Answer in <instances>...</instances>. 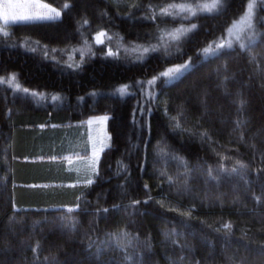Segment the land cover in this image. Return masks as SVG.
I'll use <instances>...</instances> for the list:
<instances>
[{"label": "trees", "instance_id": "obj_1", "mask_svg": "<svg viewBox=\"0 0 264 264\" xmlns=\"http://www.w3.org/2000/svg\"><path fill=\"white\" fill-rule=\"evenodd\" d=\"M42 1L61 17L0 20V264H264V0L212 13L206 0ZM247 13L253 36L220 47ZM193 24L178 44L157 39ZM99 115L92 184L21 160L59 157L85 140L69 128Z\"/></svg>", "mask_w": 264, "mask_h": 264}, {"label": "crops", "instance_id": "obj_2", "mask_svg": "<svg viewBox=\"0 0 264 264\" xmlns=\"http://www.w3.org/2000/svg\"><path fill=\"white\" fill-rule=\"evenodd\" d=\"M96 120L95 118L87 119L85 125H72L69 129L74 132H78L79 134L85 135V140L68 143L67 150L70 147V151L61 152L59 157H50L48 155H41L35 157L25 156L21 158L24 162H39V164H47L53 167L54 171L60 172L59 177H68L71 181L68 182L69 186H74L81 182L90 180L93 178L94 174L97 172L98 161L94 156V153H101V149H104V143H102V147L100 150L97 148V142H105L106 137L109 135H105L107 133V129L105 126L104 129L100 130V128L95 127L99 126L98 122H92ZM39 132H47V131H55L56 128L49 127H40ZM95 129V130H94ZM52 149L55 150V147ZM42 153V152H39ZM18 158V157H17ZM58 177V176H57ZM42 180V179H41ZM17 187L20 189H41L46 190L49 188V184L44 181H40V183H17ZM41 184V185H40ZM16 187V188H17ZM55 203V202H51Z\"/></svg>", "mask_w": 264, "mask_h": 264}, {"label": "snow or ice", "instance_id": "obj_3", "mask_svg": "<svg viewBox=\"0 0 264 264\" xmlns=\"http://www.w3.org/2000/svg\"><path fill=\"white\" fill-rule=\"evenodd\" d=\"M47 5H42L38 2V0H24V2H21V0H0V19L4 21L5 24L9 23L10 21L13 24H31V23H37V22H46V21H52L55 20L56 17H60L61 13L57 12L56 16H50L47 13H43L39 11L41 8H46ZM69 5H66L65 8H69ZM218 7V4L216 2L212 3H204L200 6L199 11L201 13H212L214 10H216ZM35 8L37 9L36 11H30V9ZM22 9V11H17ZM179 10L181 13H188L190 16L195 17L197 16V11L191 7H184L183 5L179 6ZM54 11V9H53ZM162 16H171V13H169L166 9H163L161 12ZM197 25L193 24L192 29L185 30L183 32L177 30V32L171 34V39L173 41H180L181 37L186 35L187 32L192 31L193 29H196ZM7 35V33H5ZM105 33L103 31L98 33L99 37H103ZM98 43H102V41L98 40ZM220 47H223L221 45ZM230 47V45H229ZM144 53H153V52H158L160 51L159 48L152 47V48H144ZM212 51V49L206 48L204 49L205 53H208ZM165 52L167 53V49H165ZM107 56H112L113 53L109 51ZM191 67L190 63H184L181 65H177L175 67H170L166 71H163L160 73V78H166L165 82L170 83L174 79H179L189 68ZM10 83V81H8ZM148 83L150 84H155L156 83V78H154L152 81H149ZM127 85L125 87L119 88L116 91H118L121 96H123L126 91H127ZM141 88H143V84L140 85ZM23 93H28L27 88H20L19 89ZM31 95H35V93H32ZM90 95H98V93H91ZM53 100L58 99V97L53 96ZM141 115H143L148 109H142ZM103 119H108V117H104ZM171 119V118H170ZM176 128H179V125H176ZM176 129H173L175 131ZM103 151V149H101ZM94 156L96 159H99V153H94ZM235 171V169H233ZM87 183L90 185L93 183L92 180H88ZM69 212H72L73 209L69 208ZM107 211V209H105ZM225 228L230 229L231 225L230 224H225Z\"/></svg>", "mask_w": 264, "mask_h": 264}, {"label": "rangeland", "instance_id": "obj_4", "mask_svg": "<svg viewBox=\"0 0 264 264\" xmlns=\"http://www.w3.org/2000/svg\"><path fill=\"white\" fill-rule=\"evenodd\" d=\"M21 2H24V0H21ZM38 2L40 4H42V5H47L46 8H41V9H39V11H41L43 13H47L48 15L54 16V17L56 16L57 12L61 13V15H62V11L60 9L50 5L49 3L45 2V1H42V0H38ZM212 2H216L218 4L219 0H206L204 3H212ZM185 7L187 8L188 6H185ZM252 8H254V5L252 6ZM53 9H54V11H53ZM36 10L37 9H35V8L30 9V11H36ZM17 11H22V9L17 10ZM249 15H250L249 13L245 14L243 16V18H241L239 21H237L236 24L229 30V33H228L226 39L221 43L223 46L230 45L233 41H242L241 39H243V42H244L245 40H247L251 36H253V27L251 25V20H252L251 18L252 17H249ZM60 17H56V19H59ZM0 20L2 22H4L2 19H0ZM254 27H255V25H254ZM188 29H192V25H189V26L181 25V26L175 27L173 29H168L167 28L166 31L160 32L157 35V39L165 47L172 46L173 44H178L189 32H187L186 35L182 36L180 41H178V42L177 41H173L171 39V34L177 32V30L183 32V31L188 30ZM243 32L245 34H243V36H241ZM240 36H241V39H240ZM210 53H204V55H209ZM104 117H108L109 118V115H99V116L92 117V118L96 119V120H93L92 122H98L99 123L98 124L99 126H95V127H97V128L99 127L100 130L104 129L103 126L106 127V124H107V121H108V119H106V120L103 119ZM105 135H109L108 131H107V133H105ZM106 138H107L106 140H108V137H106ZM102 143H103L102 141L96 143L98 150H100V148L102 147Z\"/></svg>", "mask_w": 264, "mask_h": 264}]
</instances>
